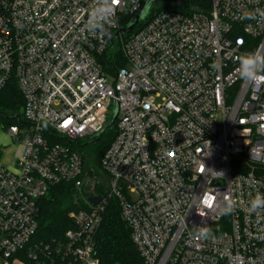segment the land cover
<instances>
[{
	"label": "built area",
	"instance_id": "built-area-1",
	"mask_svg": "<svg viewBox=\"0 0 264 264\" xmlns=\"http://www.w3.org/2000/svg\"><path fill=\"white\" fill-rule=\"evenodd\" d=\"M142 4L117 0L102 35L88 28L95 0H0V91L15 83L25 102L23 125L8 130L22 155L0 164V264H101L111 200L143 264H264V209L249 211L264 194V80L237 71L241 54L264 53V0L163 10L120 39L126 66L115 68L111 33ZM115 104L97 177L84 149ZM61 185L84 206L75 202L62 240L44 242L39 203ZM205 224L213 238L199 236Z\"/></svg>",
	"mask_w": 264,
	"mask_h": 264
},
{
	"label": "trees",
	"instance_id": "trees-1",
	"mask_svg": "<svg viewBox=\"0 0 264 264\" xmlns=\"http://www.w3.org/2000/svg\"><path fill=\"white\" fill-rule=\"evenodd\" d=\"M144 0H142V3ZM158 6L150 11L148 18L139 24L130 34L122 31L133 23L137 14L122 13L118 18V29L111 33L113 38V50L111 55L115 57L112 66L125 67L119 51L120 39L127 40L139 32L147 22L157 13L163 10H184L198 4H209V0H157ZM170 3L169 6H163ZM105 70H110V60L107 55L102 59ZM24 99L15 83L9 84L0 91V130L8 131L11 127L22 126V112ZM116 135V125L98 138L92 145L84 149L85 168L90 174L102 176L100 171L101 161L110 147ZM1 157V150H0ZM75 202L84 206L78 195L70 186L61 185L50 189L49 193L39 203V231L38 239L44 242L60 241L65 233L72 228L69 214L77 210ZM102 225L96 237L95 252L101 264H143L139 253L132 242L131 231L128 224L121 216L116 200L107 203L102 212Z\"/></svg>",
	"mask_w": 264,
	"mask_h": 264
},
{
	"label": "clouds",
	"instance_id": "clouds-1",
	"mask_svg": "<svg viewBox=\"0 0 264 264\" xmlns=\"http://www.w3.org/2000/svg\"><path fill=\"white\" fill-rule=\"evenodd\" d=\"M117 0H95V5L89 13L88 28L94 33L99 31L102 35L107 34L106 26L115 23L114 5ZM238 73L240 77L249 82H259L264 80V53L252 51L241 54L238 57ZM214 67H218L215 66ZM204 204H210L211 201L201 197ZM197 207V206H196ZM264 209V194L257 193L256 196L249 202V211L256 212ZM198 214L201 215L199 207ZM199 236L204 239L213 238L211 229L206 226L197 227Z\"/></svg>",
	"mask_w": 264,
	"mask_h": 264
},
{
	"label": "water",
	"instance_id": "water-1",
	"mask_svg": "<svg viewBox=\"0 0 264 264\" xmlns=\"http://www.w3.org/2000/svg\"><path fill=\"white\" fill-rule=\"evenodd\" d=\"M158 6L157 0H144L141 9L137 13L133 23H131L126 29L122 31L123 34H130L139 24H141L143 21H145L149 14L150 11L153 8H156ZM118 112H117V106L115 104V110L113 114V118L111 123L105 127V129L102 132V135H104L106 132H108L110 129L113 128L116 120H117ZM102 197L101 196H95V195H89L88 196V202L92 206H96L99 202H101Z\"/></svg>",
	"mask_w": 264,
	"mask_h": 264
},
{
	"label": "rangeland",
	"instance_id": "rangeland-1",
	"mask_svg": "<svg viewBox=\"0 0 264 264\" xmlns=\"http://www.w3.org/2000/svg\"><path fill=\"white\" fill-rule=\"evenodd\" d=\"M171 1V0H169ZM170 3H166L163 6H169ZM0 164L12 168L15 162L22 155V147L20 144L14 142V140L9 136L8 131L0 130ZM99 190L104 191L103 186L99 185Z\"/></svg>",
	"mask_w": 264,
	"mask_h": 264
}]
</instances>
